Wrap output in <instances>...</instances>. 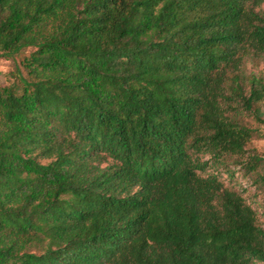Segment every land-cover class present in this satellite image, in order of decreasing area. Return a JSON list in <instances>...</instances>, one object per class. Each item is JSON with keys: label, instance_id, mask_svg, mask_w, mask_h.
I'll list each match as a JSON object with an SVG mask.
<instances>
[{"label": "trees", "instance_id": "obj_1", "mask_svg": "<svg viewBox=\"0 0 264 264\" xmlns=\"http://www.w3.org/2000/svg\"><path fill=\"white\" fill-rule=\"evenodd\" d=\"M263 3L0 0V264H264Z\"/></svg>", "mask_w": 264, "mask_h": 264}, {"label": "rangeland", "instance_id": "obj_2", "mask_svg": "<svg viewBox=\"0 0 264 264\" xmlns=\"http://www.w3.org/2000/svg\"><path fill=\"white\" fill-rule=\"evenodd\" d=\"M264 9V3L261 7ZM262 65L259 67L261 71ZM12 70L11 62L0 58V86L6 84V73ZM250 67L248 72H250ZM260 120L264 121V106L259 107ZM257 120L253 115L246 118L245 124L253 129L256 134L246 145L245 150L249 156L255 155L264 159V123ZM201 161H208L206 172L218 175L225 186L234 189L246 203L257 213L258 225L264 230V182L260 177H264V163L255 172H247L244 167L235 164L233 158H228L224 163H214L209 160V156H202ZM255 264H263L256 262Z\"/></svg>", "mask_w": 264, "mask_h": 264}]
</instances>
